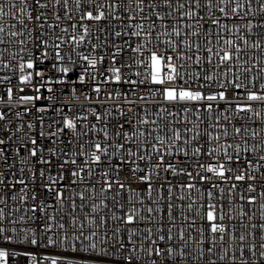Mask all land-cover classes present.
<instances>
[{"label":"snow or ice","instance_id":"6c2138e0","mask_svg":"<svg viewBox=\"0 0 264 264\" xmlns=\"http://www.w3.org/2000/svg\"><path fill=\"white\" fill-rule=\"evenodd\" d=\"M0 264H264V0H0Z\"/></svg>","mask_w":264,"mask_h":264}]
</instances>
